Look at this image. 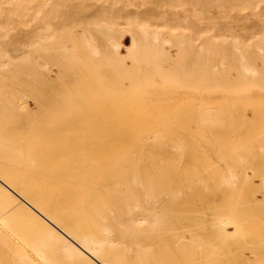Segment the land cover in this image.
Masks as SVG:
<instances>
[{
    "label": "bare ground",
    "instance_id": "6f19581e",
    "mask_svg": "<svg viewBox=\"0 0 264 264\" xmlns=\"http://www.w3.org/2000/svg\"><path fill=\"white\" fill-rule=\"evenodd\" d=\"M125 33L132 35L128 55L120 52ZM85 76L89 89V81L99 86L105 76L101 86L112 104L119 103L112 101L114 93L122 96L126 88L142 90L141 95L145 90L148 98L158 94L159 99L170 90L180 109L162 135V129L157 130L151 144L143 140L147 130L128 143L117 142L119 137L110 140L114 123L111 131L105 130L109 140L101 134L103 129L93 130V136L88 130L97 121L92 117L86 120L94 126L85 121L87 131L100 139L91 141L80 121L76 127L85 130L90 141H74L80 130L67 132L64 115H87L79 97V89L86 87L77 81ZM57 80L71 85L69 91L45 92L46 86L57 88ZM74 80L82 86L72 87ZM126 94L122 97L132 96ZM191 96L199 99L190 101ZM28 101L38 110H29ZM107 120L101 123L107 125ZM36 123L38 130L55 133L35 134ZM36 137L56 140H33ZM262 159L264 0H0V208L8 209L0 212V250L13 264H249L239 252L246 248L247 237L242 238L244 245L237 242L239 234L232 239L236 242L228 239L236 244L229 248L239 252L231 254L219 227L218 239H226L221 240L224 250H216L220 241L215 247L206 242L216 228H208L205 204L212 199L209 194L213 199L218 194L221 201L230 192L238 195L231 199L230 193L229 201L245 195L241 184H249L255 174L243 182V169L252 170L255 164L262 172ZM260 180L264 190V174ZM244 197L246 204L254 201ZM236 199L230 202L240 209L241 199ZM217 200L218 207L228 205ZM6 215L28 222L36 238L30 239L29 228L23 239L18 231L11 234L16 242L9 243L11 232L2 223ZM235 226L234 231L241 230L242 225ZM209 247L217 252L209 253Z\"/></svg>",
    "mask_w": 264,
    "mask_h": 264
},
{
    "label": "rangeland",
    "instance_id": "374dc122",
    "mask_svg": "<svg viewBox=\"0 0 264 264\" xmlns=\"http://www.w3.org/2000/svg\"><path fill=\"white\" fill-rule=\"evenodd\" d=\"M131 41H132V35L130 34V33H125L124 35H123V37H122V39H121V42H122V44H123V46H122V48H121V50H120V52H121V54L122 55H128V54H130V52H131V48H130V46H131ZM127 65L130 67L131 65H132V60L131 59H129L128 61H127ZM52 69H53V71L56 73V72H58V69H57V67H54V66H52L51 67ZM236 76V75H235ZM55 75L54 74H52V78H54L55 79ZM86 78L84 79V78H82V81H81V79L79 78L77 81H80L81 83H82V85H83V88H84V86L86 87L84 90L82 89V87H81V89H79V91L81 92V94L79 93V97L80 98H82V102H85L84 103V105L85 106H87V110H85V112L87 111L88 113H89V116H88V113H87V115H86V113L84 114V111H83V114L82 113H80L82 116H85V117H83L84 118V120H83V118L82 117H80V118H78V117H76L75 118V116H73L72 115V118L70 117L71 115H64V118H65V120H67V121H63V123L65 124L66 122H67V124H68V128H67V132H69L70 130L69 129H72L73 130V128H75V129H77V127H76V125H79V123L78 124H76L77 122H80L81 123V125L82 124H86V125H82V127L84 128V129H86V127H87V129H86V131L90 128V126L92 125V126H94L95 124L97 125V124H99L101 127H107V128H101V127H99V125H98V127L95 125V128L94 127H91L90 128V130H88L89 132L91 131V129H92V133L91 134H93L95 131H93V130H96L97 131V129H98V131L97 132H102L103 130L105 131H111V125H113V123H114V125H117V126H119V127H117V126H113V127H115L114 129H112V131L111 132H109V133H113L114 134V138H113V136H111L112 137V139H110L111 137H109V134H108V132H103V133H101L103 136L104 135H106L105 137H106V139L107 140H114L115 141V138H116V141L117 140H119L120 139V141H117V142H131L133 139H136L137 140V137L138 136H140L141 134H144V133H142L143 131H146V132H148L147 134L148 135H146L147 137H144L143 138V140L145 141H148V143H152V142H154L155 140L154 139H156V137H155V135L158 133H160V131L161 130H159V131H157L159 128H161L162 129V131H161V135L163 134V132L165 131L164 129L167 127V124L170 122V120L173 118V115L174 114H176V113H178V111H179V109H180V102H178L179 103V105H178V103L176 102L175 104H173L174 103V100L172 99L173 98V93L174 92H172V91H170V90H167V92H162V93H164L163 95H165L164 96V98H161V99H159V97H158V94L157 95H151L152 97H154V98H148L147 97V92L145 91V90H143L144 91V94L143 95H141L142 93H141V91L140 90H137V91H131V88H126V89H128L127 91H125L126 93H130L134 98L133 99H131L132 98V96H129V94H128V96L129 97H131L130 98V100H128V96L125 98H123L122 96H125V95H127L126 93L124 94V95H122V96H118V95H120L121 93L119 92V91H117L116 93H118V94H116V93H114L115 95H113L111 98H112V101L113 100H115L116 102H118L119 101V103H116L115 104V102L113 101V104L112 103H110L109 101H111L110 99H109V97L107 96V90H106V87H102L104 84H106V79H105V76H103V78L101 79L102 80V82H104L105 81V83L101 86V84H102V82L101 83H99V86H98V83L96 84V81L94 82V81H92V82H88V83H92V86L90 85V89L86 86V80H88V78L89 77H87V76H85ZM84 80H85V82H84ZM104 80V81H103ZM60 83V88H58L59 86H56L57 88H55V87H53L54 89H51L52 88V86H49L50 87V89H49V87H47L46 86V91H45V88H44V91L45 92H47V88H48V90H49V92L51 91L52 92V90L53 91H55V90H62V88L63 89H67L68 90V87H70L71 85H69V86H67L68 84H65V82L63 83V82H60V80H57V83ZM70 82L71 81H69L68 83L70 84ZM80 82H78V84L80 83ZM83 82H84V84H83ZM63 83V84H62ZM72 83V82H71ZM76 81L74 80V83H73V85H72V87L74 86V85H76ZM81 83L79 84L80 86H82L81 85ZM95 84V86L96 87H98V89H96V87H94V84ZM76 85V86H79V85ZM160 84H161V87H163L164 86V83L163 82H160ZM64 87H63V86ZM67 86V88H65ZM79 86V87H80ZM105 86V85H104ZM93 88V89H92ZM102 88H104V89H102ZM89 89V91H90V93L88 94V92H87V90ZM97 91L98 90V94H96L97 92L95 91V90ZM65 90H63V91H65ZM67 90H66V92H67ZM82 90H83V92H82ZM91 90H93L94 92H95V94L93 95V93L94 92H91ZM106 91V93L104 92V91ZM69 91V90H68ZM129 91H131V92H133V94L131 93V92H129ZM139 91H140V93H139ZM35 92H37L36 91V88H35ZM49 92H47V93H49ZM87 94H86V93ZM136 92V93H135ZM139 93V95H138V93ZM146 92V93H145ZM103 93H104V99H102L104 102H105V99L107 98V100H106V103H104L102 100H101V98H103V97H101V98H99V96L98 95H100V96H102L103 95ZM83 94H85V95H83ZM137 94V95H136ZM151 94H153V93H151ZM87 95V96H86ZM92 95V96H91ZM117 95V96H116ZM91 96V98H92V100H91V98H89ZM106 96V97H105ZM141 96H142V98H143V100H141L140 101V99H142L141 98ZM146 96L148 99H151L150 101H147L148 99L147 98H144V97ZM195 96V95H194ZM194 96H191L190 98H189V100L190 101H193V102H197V100L199 99V97L197 98V96L196 97H194ZM118 97V98H117ZM89 98V99H88ZM95 98H97V99H95ZM118 100H117V99ZM87 99H88V101H87ZM96 101L97 100V102H95L94 100ZM154 99V100H153ZM159 99V100H158ZM163 99V101H161ZM218 99H220V97L218 98ZM84 100V101H83ZM89 100H91L90 102H89ZM99 100H100V103H102V106H100L101 104L99 103L98 105H97V103L99 102ZM126 100V102L124 103V104H122L124 101ZM127 100H128V102H127ZM132 100V101H131ZM156 100V101H155ZM157 100H158V102H157ZM221 100V99H220ZM93 101V103L91 104V102ZM122 101V102H121ZM129 101H130V103H129ZM144 101V102H143ZM146 101L148 102V104L146 103ZM155 101V102H154ZM213 101V100H212ZM217 101V100H216ZM87 102H89V104L87 103ZM96 104H95V103ZM127 103H129L128 104V106H126V104ZM134 103H137V104H134ZM138 103H141V104H139L138 105ZM145 103V104H147L146 106L145 105H143V104ZM151 103V105H149ZM109 104H111V105H109ZM115 104V105H114ZM90 105V106H89ZM119 105V106H118ZM143 105V106H142ZM149 105V106H148ZM170 105H172L171 107H170ZM27 106H28V108H29V110H33V111H37L38 110V108H37V106L35 105V103L34 102H29L28 101V104H27ZM89 106V107H88ZM94 106H96L95 107V109H94ZM99 106L101 107V108H104V109H100L99 108ZM80 108H82V105H80L79 106ZM93 107V108H92ZM115 107V108H114ZM142 107V108H141ZM179 107V108H178ZM84 108V107H83ZM92 108V109H91ZM100 109V110H102V111H104V113L102 112V111H100V110H98V109ZM113 108V109H112ZM85 109V108H84ZM107 109H108V112H110V114H108V112H107ZM110 109V110H109ZM91 110V113L89 112V111ZM93 110V111H92ZM98 111V113H96ZM92 112H94L93 113V115H91L90 116V114H92ZM116 112V113H115ZM103 113V115L102 116H104V117H102L101 116V114ZM94 114L95 115H99L100 114V117L98 116L97 118H96V116L94 117ZM111 114H113V115H111ZM80 115V116H81ZM111 115V116H110ZM113 116H115V117H113ZM67 117V118H66ZM88 117V118H87ZM95 118L96 120L95 121H97V122H94V121H92L91 123H93V124H91V123H89L90 121H88L89 120V118ZM105 117H107V123H108V121L110 120L111 121V124H110V121H109V123L106 125V123L104 122V121H106L105 120ZM109 117H110V119H109ZM111 117H113V118H111ZM38 118V117H37ZM118 118V119H117ZM70 119V120H69ZM86 119H88V120H86ZM74 120V121H73ZM93 120V119H92ZM101 120H104V121H102V122H104L105 123V125L103 124V123H101ZM115 120V121H114ZM72 121V122H71ZM87 123H89L90 124V126H87V125H89V124H87ZM83 122H85V123H83ZM75 124V127H74V124ZM66 124V125H67ZM72 124V127L70 128L69 127V125H71ZM103 124V125H102ZM109 124H110V126H109ZM35 126H34V130H33V132L35 133V134H41V132H43V133H49V134H52V132L53 133H55V131L54 130H52V131H50V130H43V129H40V130H38V124L36 123V124H34ZM36 125H37V127H36ZM82 128V129H83ZM94 128V129H93ZM99 128L101 129V130H99ZM117 128H118V130H117ZM122 128V129H121ZM125 128V129H124ZM127 128V129H126ZM151 128V129H150ZM157 128V129H156ZM75 129H74V131H72L73 133L71 134V135H74V133H75V135L77 134V132L80 130V131H82V132H78V134L76 135L77 136V138H75L76 136L74 135L73 136V138H75V140L74 141H76V139H81V138H85V139H87V137L89 136V135H91V134H89V132L87 131H85V130H81V128H78L76 131H75ZM103 129V130H102ZM116 129V130H115ZM119 129H121L120 131L122 132V131H124V132H122V133H120V131H119ZM124 129V130H123ZM149 129V130H148ZM69 130V131H68ZM126 130H129L128 132L126 131ZM156 130V131H155ZM66 131V130H65ZM114 131H116V133H114ZM118 131V132H117ZM86 132V133H85ZM96 132V133H97ZM42 133V134H43ZM83 133H85L86 135H88V136H86L85 134H83ZM100 133H97V134H99L100 135ZM105 133V134H104ZM107 133V134H106ZM118 133V134H117ZM127 134V133H129L130 135H131V137H132V139H131V137L128 139L127 137H125L124 136V134ZM70 134V133H69ZM81 134H83V135H81ZM116 134V135H115ZM119 134H120V136H119ZM80 135H81V137H80ZM95 135V133L93 134V136ZM118 135V136H117ZM93 136H89L90 138L91 137H93ZM97 136V135H96ZM95 136V137H96ZM88 137V139H89V141H90V138ZM95 137H93V138H91V141H98V139H100V137L99 136H97L96 138ZM119 137V139H117ZM122 137V138H121ZM125 137V138H124ZM147 138V139H146ZM42 139H45V138H37L36 137V139H33V140H42ZM49 139H52V138H47V139H45V140H42V141H47V140H49ZM54 140H56L55 138H53ZM49 140V141H54V140ZM83 140V139H81V140H83V141H87V140ZM122 139H123V141H122ZM69 140V139H68ZM124 140H127V141H124ZM130 140V141H129ZM136 140H134L133 141V143L135 142L136 144H138L137 142H136ZM115 141V142H116ZM153 144H155V143H153ZM207 159H205L204 160V163L207 165L208 163H206L207 161H206ZM258 161V159L257 160H255V162H257ZM261 161V160H260ZM262 161H263V159H262ZM260 162V163H264V161L263 162ZM84 163V162H83ZM86 163H88V162H85L84 163V165L86 164ZM257 163H259V161L257 162ZM87 165H89V164H87ZM254 165V167H252L251 166V168H252V170H249V168L250 167H247V168H245V169H243V173L245 174L244 175V177H243V175H241V177L240 178H244L245 179V177L247 178L248 177V179H250L252 176V173H254L255 174V177L249 182V184H247V180L245 179V181H244V179L242 178V180H243V182H246V183H240L239 182V184H241L242 185V187H245V189H244V191L246 192L245 193V195L243 194V193H241L242 195H239V197H236V198H238V199H241L240 200V202H242L241 204H242V208L244 209V207L246 208V209H248V211H246L245 212V214L242 216V215H240L241 214V212H243V211H245V210H241V207H240V209L238 208V206L234 209V207L237 205H235L234 203H232L234 200H235V203H236V201H237V199L235 198L233 201L231 200L232 199V197L234 198L235 197V195L237 196L238 194L236 193V194H234L233 192H230L231 193V195H230V193L226 196H224L223 198H225L224 200L222 199V201H226V202H228V205L226 204L225 205V203H223L221 200H220V198L219 197H217L218 196V192L215 194L216 195V197L221 201V202H219L217 199H216V197H215V199H213V196L211 195L210 196V194H209V204H211V205H209V204H205V206L207 205L208 207H209V210H207L208 209V207H207V211H208V213H205V214H207L206 216V218H207V220H204L205 219V214H204V216H203V213H204V211L205 210H203L202 212V222H206L207 221V224H209V226H208V228H210V229H212V230H214L215 228V232H216V230L217 231H219L220 229L222 230V235L220 234V236H222L223 237V233H225L224 234V238H226L227 237V240L229 239V240H232V239H234V238H237L238 236V239H239V241H237V242H242V244L244 245L245 244V242H244V240L245 239H242V238H246L247 237V239H249L247 242H246V244L247 245H244V247L246 246V248H242L241 247V249H243V251H239L241 254H242V256L244 257V259L245 258H248V262L247 263H249L250 264V262H252L251 264H264V248H262V244H264V190H263V188L261 187V185H260V183H261V180H260V178H261V176L264 174V173H262L261 171H258L259 169L258 168H255V167H257L255 164H253ZM87 167V166H86ZM85 167V169H87ZM213 167V166H212ZM215 168L216 167H214V169L212 170L213 171V174L215 173L214 171H215ZM255 168V169H254ZM84 169V170H85ZM254 169V170H253ZM257 169V173L256 172H254L255 170ZM210 170V171H211ZM61 171H64V170H61ZM246 171H249V172H246ZM240 173V174H243V173ZM258 172H261L262 174L259 176V174L260 173H258ZM210 174V173H209ZM212 174V173H211ZM212 174V175H213ZM253 174V175H254ZM258 175V178H256V176ZM211 176V175H210ZM252 183V184H251ZM247 184V185H246ZM257 184V185H256ZM241 185H239L240 186V191L242 190V187H241ZM250 185V186H249ZM252 185V186H251ZM247 186V187H246ZM251 188H252V190H251ZM241 192H243V190L241 191ZM211 194L213 193V192H210ZM215 193V192H214ZM250 193H253V194H250ZM232 194H233V196H232ZM250 194V196L251 197H254V199L252 198L251 200H254V201H250L249 199L247 200V203H248V201L249 202H251L250 204L248 203V204H246V200H245V197L243 198V196H246V198H251L250 196H248ZM214 195V194H213ZM222 195V194H221ZM230 195V196H229ZM228 196H229V198L231 197V199H230V201H232V202H230L229 201V198H228ZM242 196V197H241ZM248 196V197H247ZM215 200H217L219 203H223L222 204V206L219 204V206H221V207H218L217 206V203L216 202H214ZM243 200L245 201V203H243ZM198 203H197V202ZM196 201H195V205H198V206H200L201 205V203H200V201L198 200V199H196ZM239 201V200H238ZM237 201V202H238ZM263 201V202H262ZM211 202V203H210ZM253 202V203H252ZM256 202V203H255ZM254 203H255V205L256 206H258L257 208H256V206L254 205ZM230 204H231V206H233V208L230 206ZM233 204V205H232ZM244 204H246V205H249V206H245ZM235 205V206H234ZM238 205H240V204H238ZM244 205V206H243ZM253 205H254V207L256 208H254L253 207ZM212 206H214V207H212ZM217 206V207H216ZM261 206V207H260ZM229 207V208H228ZM247 207H249V208H247ZM259 207L261 208V209H259ZM210 208H213V209H215V211H217V214L219 215V216H214L212 213V210H210ZM223 208H226V209H223ZM237 208L239 209V210H237ZM219 209H222V210H219ZM255 209V210H254ZM263 209V210H262ZM6 210H8V209H5V208H0V212H3V211H6ZM241 210V212H239ZM250 210V211H249ZM207 211H205V212H207ZM209 211H211V214H209L210 212ZM214 211V210H213ZM256 213H255V212ZM248 212H251V214H255L256 215V217H255V215H251V214H248ZM215 213V212H214ZM240 213V214H239ZM230 214V215H229ZM235 216H234V215ZM249 216H248V215ZM261 214V215H260ZM209 215H210V217H209ZM212 215L215 217V218H217L218 217V219H216L217 221H215L213 218H212ZM221 215H223V216H221ZM259 215V216H258ZM224 216H226L225 218H223ZM238 216L240 217L239 219H238ZM246 216H248V217H250V218H246ZM14 217L15 216H12V215H6L5 216V218H3L4 220L2 221V223H3V225L4 226H6V228L8 229V231H10L9 233H10V235L12 234V235H15L14 233H16L17 231H18V233H16V235L17 234H19L17 237L19 238V236H21V239H23V237L22 236H24L23 234H26V232L25 231H27V229H29V232H28V235L30 234L31 235V238L30 239H32V238H36V236L34 235V234H32V233H34L33 232V230H32V228L30 227V225H28L29 223L28 222H26V221H24V219H19V218H17V217H15L16 219H14ZM203 217H204V219H203ZM221 217V218H220ZM234 217H237V219L235 218V220H242V224H241V222L240 221H235L234 219H232V218ZM263 217V218H262ZM229 219V221H230V223L232 222V224H230V225H228L229 224V221H227L228 219ZM232 219V221H231V219ZM256 218V219H255ZM211 219V220H210ZM221 221H220V220ZM243 219L245 220V221H243ZM251 219V220H250ZM215 222H214V221ZM210 221V222H209ZM212 221L214 222V223H212ZM224 221V222H223ZM247 221H248V223H247ZM252 221V222H251ZM217 222V223H216ZM222 222V223H221ZM227 222V223H226ZM237 222V223H236ZM247 223V225L250 227H248L247 226V229H246V223ZM253 223V224H251V223ZM1 223V224H2ZM28 223V224H27ZM216 223V224H215ZM240 223V224H239ZM257 223V224H256ZM220 224V225H219ZM249 224H251V225H249ZM236 225V226H235ZM237 225H239V226H241L240 227V231L237 229V228H235L236 230L234 231V227L233 226H235V227H237ZM245 225V226H244ZM230 226H232V227H230ZM238 226V227H239ZM213 227V228H212ZM220 229H219V228ZM230 227V228H229ZM228 228V229H227ZM242 228L243 229H245V231L244 230H242ZM227 229V230H226ZM13 230V231H12ZM30 230L32 231V233L30 232ZM221 230L219 231V232H221ZM226 230V231H225ZM24 231V232H23ZM214 231H211V233L208 235V237H210V239L209 238H207L206 240V242L208 243L209 241V243H210V245L211 244H213V245H211V246H213V247H215V245L220 241L221 242V240L223 241V242H226V241H224V240H226V239H224L223 240V238H221V239H218V238H220L219 237V235L217 234L218 232H214ZM229 233H228V232ZM22 233V234H21ZM212 233H215L216 235V237H213V234ZM241 233V234H240ZM226 234H228V235H226ZM239 234V235H238ZM263 234V235H262ZM9 235V234H8ZM12 235H11V237L9 238V240H8V242L9 243H12V241H14V242H16L15 241V239L12 237ZM218 235V236H217ZM238 235V236H237ZM237 236V237H236ZM242 236V237H241ZM260 236V237H259ZM216 238V240H214L213 238ZM240 238H241V240H240ZM251 238V239H250ZM263 238V239H262ZM11 239V240H10ZM20 239V238H19ZM209 239V240H208ZM237 239V240H238ZM229 240L227 241L228 243V245H226V244H224L223 242H221V243H219V245L217 244V251L220 249L219 247L222 245H226V248H227V246H228V248L229 247H233L234 246V244L235 243H233V245L232 244H230V243H232L233 241H235V240H232V242H229ZM250 240H252L253 241V243L252 242H250ZM215 241L217 242V243H215ZM258 241H261V242H263V243H261V242H258ZM236 242V241H235ZM244 242V243H243ZM254 242L256 243V245L254 244ZM257 242H258V244H257ZM249 243V244H248ZM239 244H241V243H238L237 245L238 246H240ZM252 244V245H251ZM236 245V244H235ZM253 245H255V247L253 246ZM221 246V247H222ZM249 248H251V249H249ZM260 247L262 248V249H260ZM209 248H211V247H209ZM255 248V249H254ZM259 248V249H258ZM211 249H213V248H211ZM211 249H208L207 251L209 252H215L216 250L215 249H213V250H211ZM238 249V248H237ZM237 249H235V251H234V249L233 248H229V250L227 251L228 252V254L233 250L234 252H236L237 251ZM254 249V250H253ZM221 250V249H220ZM222 250H224V247H222ZM259 250V251H258ZM216 251V252H217ZM253 251V252H252ZM209 252V253H210ZM221 252H223V251H221ZM220 252V253H221ZM224 252H226V250L224 251ZM238 251L236 252V253H239ZM257 253V255L259 256V259H260V257H262V259L261 260H257L256 258H258L257 257V255L255 254V253ZM224 254V253H223ZM231 254V253H230ZM244 254V255H243ZM57 258H59V257H57ZM246 260V259H245ZM257 260V261H256ZM260 261H262V263L260 262ZM13 264V260L9 257V255H8V253L6 252V251H2V250H0V264Z\"/></svg>",
    "mask_w": 264,
    "mask_h": 264
}]
</instances>
